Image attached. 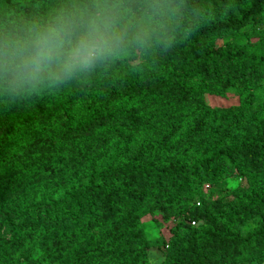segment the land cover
Wrapping results in <instances>:
<instances>
[{"label": "trees", "instance_id": "1", "mask_svg": "<svg viewBox=\"0 0 264 264\" xmlns=\"http://www.w3.org/2000/svg\"><path fill=\"white\" fill-rule=\"evenodd\" d=\"M185 3L167 49L0 104V264H264V0Z\"/></svg>", "mask_w": 264, "mask_h": 264}, {"label": "clouds", "instance_id": "2", "mask_svg": "<svg viewBox=\"0 0 264 264\" xmlns=\"http://www.w3.org/2000/svg\"><path fill=\"white\" fill-rule=\"evenodd\" d=\"M203 15L185 0H33L0 6V104L88 85L102 69L171 46Z\"/></svg>", "mask_w": 264, "mask_h": 264}, {"label": "rangeland", "instance_id": "3", "mask_svg": "<svg viewBox=\"0 0 264 264\" xmlns=\"http://www.w3.org/2000/svg\"><path fill=\"white\" fill-rule=\"evenodd\" d=\"M231 39L232 37H222L218 39V43L224 44ZM206 100H207V103L212 106L229 107L232 105H236L238 103V95L235 89H232L228 92L226 98L207 95ZM227 181H228L229 187L232 189L236 188L237 186L241 184L240 181L236 179H228ZM171 224L172 223H169V222L167 223L168 226H170ZM165 226L166 224L161 229L163 235L167 234ZM143 227L149 239H154L155 237L159 236V229L157 227V224L154 221H152L150 217H146L143 220ZM149 257H150V261L152 264H160L164 258V251L161 249H151L149 251ZM255 264H258V263H255Z\"/></svg>", "mask_w": 264, "mask_h": 264}, {"label": "built area", "instance_id": "4", "mask_svg": "<svg viewBox=\"0 0 264 264\" xmlns=\"http://www.w3.org/2000/svg\"><path fill=\"white\" fill-rule=\"evenodd\" d=\"M192 224L195 225V222H193Z\"/></svg>", "mask_w": 264, "mask_h": 264}]
</instances>
